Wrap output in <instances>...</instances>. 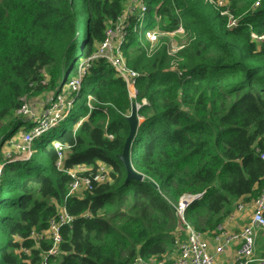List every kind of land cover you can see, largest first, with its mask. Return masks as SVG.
I'll use <instances>...</instances> for the list:
<instances>
[{
  "label": "trees",
  "instance_id": "obj_1",
  "mask_svg": "<svg viewBox=\"0 0 264 264\" xmlns=\"http://www.w3.org/2000/svg\"><path fill=\"white\" fill-rule=\"evenodd\" d=\"M128 1L0 0V264H40L50 245L36 249L30 237L47 231L59 206L74 220L50 264L164 261L178 251L183 197H199L187 222L213 233L264 187V39L254 38L264 37V0H224L233 27L206 0H142L151 18L144 25L140 9L127 15L122 44L138 74L134 101L105 60L87 68ZM180 28L188 44L175 56L167 48L149 56L142 46L148 31ZM75 80L81 89L65 97L56 125L19 114L25 101L62 95ZM133 104L130 160L141 182H126L119 161ZM34 129L32 155L3 153ZM55 142L66 149L62 170ZM78 166L86 169L79 176L105 167L108 181L71 196L69 171Z\"/></svg>",
  "mask_w": 264,
  "mask_h": 264
},
{
  "label": "built area",
  "instance_id": "obj_2",
  "mask_svg": "<svg viewBox=\"0 0 264 264\" xmlns=\"http://www.w3.org/2000/svg\"><path fill=\"white\" fill-rule=\"evenodd\" d=\"M213 7L224 16L229 17V26L233 27L236 25L237 20L230 15L228 11V6L226 1H213L206 0ZM137 5H133L129 0L127 5L128 9L125 11L126 13L122 16L118 23L114 26L113 29L109 28L106 32L105 41L100 44L96 50V52L88 59L87 68L90 67V63L94 61L103 59L107 63H109L114 70L116 71L119 78H121L127 85L129 91V97L131 101L136 99V78L138 74L128 68L127 63L124 59L122 53V44L126 38V31L124 29V21L127 15H134L137 9H140L142 13L145 15L147 13V7L144 5L142 0H136ZM258 4L256 5V7ZM143 15V16H144ZM161 17H158V21ZM179 33H183L182 28L173 33H162L158 30H151L146 33V40L148 45L154 46L157 45L162 37L173 36L174 38ZM117 37L120 41L118 44H114V38ZM258 41H262L264 37H255ZM185 46L178 47L175 50V54H168L170 56L177 55ZM148 54V53H147ZM153 55V54H152ZM149 55V56H152ZM70 89L74 90V92H78L81 89V83L79 80H75L70 84ZM63 99L62 105H66V101L64 99V95H58L55 97V100ZM146 104V102H143ZM139 108V106H137ZM52 109V108H51ZM24 117L30 118V110L28 102H24L22 108L19 111ZM50 119V113L46 115L44 113L42 115V126L48 127L46 121ZM37 122V121H34ZM40 130L34 129L30 133H26L23 137H19L17 141L13 143H18L15 147L17 154L30 156L32 155V147L34 145L35 138L39 136ZM54 146L58 151V162L56 163V167L59 170L64 169L65 164V147L61 145L59 142H55ZM262 161L264 162V153L261 156ZM80 172L73 173L69 171V175L72 177L73 181L70 185L69 194L82 196L85 192H91L94 190V187L103 184L108 181V172L109 170L105 167H100L98 172L95 175L90 176H79L80 173H85L86 169L84 166H80ZM0 175H1V167H0ZM264 180V173H263ZM189 198H193L191 196L183 197L178 205L177 216L179 218V224L177 233L179 234V238L177 239V247H178V255L177 257L170 263H166L165 261H151L149 264H264V187L260 195L251 203L245 204L243 202H239L236 205L235 213L243 214L247 211H251V215L246 222L245 226L237 232H229L226 230L225 226H220L213 233H200L196 231L186 220L185 218V210L189 206ZM232 217V215L230 216ZM74 218L70 216L65 207L59 206L57 217L53 219L47 231L42 234L32 233L30 239L35 241L39 237V242H47L50 245V249L44 252L41 256L40 264H50L49 260L52 257H57L61 254V245L63 243L62 236V228L64 226H69L72 224ZM44 234L46 235L44 237ZM183 236V240L181 237ZM39 247L38 249H40ZM26 255H30V250H23ZM232 252V262L228 263L227 256ZM134 264H145L141 258H138Z\"/></svg>",
  "mask_w": 264,
  "mask_h": 264
},
{
  "label": "rangeland",
  "instance_id": "obj_3",
  "mask_svg": "<svg viewBox=\"0 0 264 264\" xmlns=\"http://www.w3.org/2000/svg\"><path fill=\"white\" fill-rule=\"evenodd\" d=\"M131 3L133 5H137L136 0H130ZM128 5L126 6V10L128 9ZM151 15L148 13L147 15H144V22L143 24L146 25L148 23V21L150 20ZM114 27H111V29H113ZM183 33H179L178 35H176L174 38H172L173 36H169V38L167 37H162L159 41V43L157 45L151 46L148 45V43L146 44L144 42V44L142 43V46L145 48V50L147 51L148 55H152L154 53H156L159 50H162L163 48H167V52H169V54H175V50L178 49V47L186 46L188 44L187 42V38L184 36H182ZM119 39L117 37L114 38V44H118L119 43ZM74 92V90L72 89H68L65 88L64 89V99L65 97H68L70 93ZM55 94H51V93H47L39 98H34L30 101H28V105H29V110H30V120L33 121H42V115L44 113H46V115L48 113H50V119L47 122L48 127L51 125H56L59 118L62 115V111L63 109H65L67 106H59L62 105L61 103H57L58 102H63V99H61L60 101L57 99L55 100ZM52 108V109H51ZM20 134V131L16 134L17 136ZM26 133H21L20 137H23V135H25ZM18 143H13L11 145H6L4 147L3 153L6 154L7 156L10 155H16L14 154L16 152V146ZM34 146V145H33ZM18 157V156H17ZM82 169V168H81ZM76 171H81L79 170V167L74 168V171H72L73 173H76ZM236 209V208H235ZM235 212V211H234ZM233 212V213H234ZM37 234V233H36ZM46 235L44 234V237ZM36 240L33 241L35 248L38 249L39 247H41V242H39V237L36 236ZM178 255V251L176 252V254L172 255L171 257H167L165 258V262L166 263H170L172 262Z\"/></svg>",
  "mask_w": 264,
  "mask_h": 264
},
{
  "label": "water",
  "instance_id": "obj_4",
  "mask_svg": "<svg viewBox=\"0 0 264 264\" xmlns=\"http://www.w3.org/2000/svg\"><path fill=\"white\" fill-rule=\"evenodd\" d=\"M128 121L130 124V135L126 141L124 152L119 157V161L124 165V167L127 171L126 182H130L133 180L141 182L144 180V176L136 173L133 170L132 165H131V160H130L131 143L137 134L138 126H139V120L137 117V107L135 104L132 105V112H131V115L128 117ZM197 198H199V197H197ZM197 198L196 197L189 198V200H188L189 204L192 203Z\"/></svg>",
  "mask_w": 264,
  "mask_h": 264
},
{
  "label": "crops",
  "instance_id": "obj_5",
  "mask_svg": "<svg viewBox=\"0 0 264 264\" xmlns=\"http://www.w3.org/2000/svg\"><path fill=\"white\" fill-rule=\"evenodd\" d=\"M79 169L81 168L80 166H78ZM78 172V171H76ZM251 215V211H247L243 214H237V213H233L232 217H229L225 222L224 225L226 230L229 232H237L240 231L246 224V222L248 221L249 217ZM232 257H233V253L230 252L227 256V261L228 263L232 262Z\"/></svg>",
  "mask_w": 264,
  "mask_h": 264
}]
</instances>
